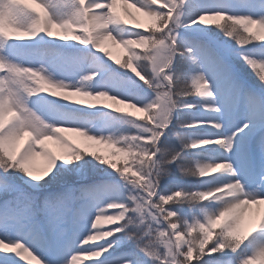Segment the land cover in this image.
<instances>
[{
    "label": "snow or ice",
    "instance_id": "1",
    "mask_svg": "<svg viewBox=\"0 0 264 264\" xmlns=\"http://www.w3.org/2000/svg\"><path fill=\"white\" fill-rule=\"evenodd\" d=\"M117 2L66 0L58 5L56 0H42L45 12H41L27 0H0V253H15L0 255V264H20L18 257L35 260L33 252L43 258L44 264H82L81 253L97 258L94 264H255L264 256V239L253 238L255 233L264 234V213L250 222L247 231L243 230V220L251 205L264 204V88L245 84L230 57L239 55L264 85V58H257L264 57V47H255L264 45V14H229L221 10L224 5H217V10L201 12L185 23L181 10L186 0H134L132 7L153 21L145 30L125 21L116 11ZM206 16L222 20L219 28L240 48L252 44L253 49L237 53L201 45L181 46L180 29L204 25ZM253 26H257L256 32ZM54 28L65 33L61 40L72 34V40L99 52H104L107 41L122 46L128 55L122 63L116 60L115 64L147 84L155 92V99L141 105L107 91L94 92L82 83L73 85L54 79L43 65L26 66L13 59L12 42L35 40L41 34L51 38ZM77 29L79 34H73ZM128 30L132 33L125 36ZM14 32H25L29 38L23 40ZM106 55L111 57L112 53ZM177 56L190 62L181 75L173 70ZM142 60L147 62L145 67L138 63ZM97 75L90 73L82 80L91 82ZM40 80L47 85L43 90ZM50 89H73L93 99L107 97L144 113L136 119L134 113H124L119 107L113 110L131 118L138 129L131 135L97 136L84 127L69 126L89 140L122 145L117 151L130 156L131 162L125 161L118 168L95 152L87 153L70 144L61 135L64 124L47 122L30 106L32 97ZM192 95L200 99L187 102L185 98ZM49 96L71 101L70 95L57 97L54 91ZM102 107L109 109L112 105ZM197 109L207 116L189 118L173 127L177 113ZM238 113H243V120L237 121L240 126L234 125L230 134L212 138L188 134V130L203 128L221 131L224 123L217 117H235ZM25 137L26 147L18 149L19 141ZM49 139L71 148L70 154L55 155L45 146ZM210 145L220 146L227 155L211 163L192 155L194 150ZM38 146L39 154L47 161L39 174L30 167ZM86 155L116 172L125 182L123 186H71L68 173L73 169L66 172L60 162L73 165ZM233 156L254 177V189L249 190L239 178ZM174 171L180 173L181 179L162 191V183L170 180ZM213 172L217 174L210 176ZM223 173L233 179L219 182ZM190 178L202 183L192 187L182 182ZM213 183L215 186L210 187ZM54 184L61 185V190L48 191ZM121 187L127 188L123 199ZM212 203L220 207H209ZM102 205L114 213L109 215ZM185 205L199 208L201 215L192 219L182 216L177 208ZM102 219L112 227H99ZM250 238V254L205 261L206 256L217 253L237 254ZM98 240L103 243L84 247Z\"/></svg>",
    "mask_w": 264,
    "mask_h": 264
},
{
    "label": "rangeland",
    "instance_id": "2",
    "mask_svg": "<svg viewBox=\"0 0 264 264\" xmlns=\"http://www.w3.org/2000/svg\"><path fill=\"white\" fill-rule=\"evenodd\" d=\"M41 2L42 0H27V3L32 7L38 8L41 12H45V8L41 7ZM133 2L134 0H127V2H125V0H118L116 11L129 25L139 24V26L145 30L150 28L153 25V21L151 18L145 16L142 12H138L136 8L132 7ZM56 3L58 5H63L66 3V0H56ZM217 5H224L225 7L221 10L227 11L229 14H252L256 16L264 14V0H186L184 8L181 10L183 12L181 18L185 23H189L191 19H195V17L201 12L217 10ZM129 13H131V15ZM50 14L51 9H48L47 15ZM203 23L204 25H193L191 27L180 29V45L189 47L193 45H201L218 52L235 50L237 53H248L254 47V45L250 44L246 46V48H240L234 38L227 37L225 32L219 28V24L223 23L222 20H218L212 16H206ZM252 31L256 32L257 26H253ZM131 33L132 30H128L125 32V36H128ZM13 34L21 37L23 40L29 38L28 34L25 32H14ZM73 34H79V30L77 29ZM63 36H65V33L62 29L54 28L53 37L51 38L41 34V36L37 37L35 40L12 42L13 48L11 50L15 53L13 59H17L26 66L40 67L43 65L47 69L48 74L54 79L63 80L73 85L82 83L86 89L94 92L107 91L112 95L121 96L124 99L132 100L141 105L155 99V92L149 88L147 84L139 80V78L131 71L115 64L116 60H120L122 63L128 55L127 50L122 46L107 41L103 45L104 52H99L92 46H84L72 40V34L68 35L67 40H61L60 38ZM62 41L64 43H62ZM256 42L259 43L260 41ZM255 47L260 48L264 47V45L256 44ZM107 52H111L112 56H107ZM257 58L264 57L258 56ZM230 62L235 66L238 76L245 84L253 88H264V85L259 83V80L248 65L239 59V55L230 57ZM138 63L142 67L147 65V62L143 60ZM189 64L190 62L186 57L177 56L175 58L173 70H175L178 75H181L189 67ZM90 73H98V75L91 82L83 81L82 77ZM148 74L151 75L150 71ZM190 83L191 81L189 79V85ZM45 87H47V85H45ZM52 91L56 92L57 97L70 95L71 101H64L49 96ZM185 99L187 102L196 103L200 98L192 95ZM77 100L82 101V105L70 103ZM29 103L30 106L35 108L47 122L56 125L64 124L65 126L63 127L65 130L61 135H63L73 146H78L87 153L95 152L104 159L116 163L118 168L123 165L125 161L131 162L132 158L130 156H126L117 151L122 145H113L108 142L89 140L79 132L72 131L69 126L84 127L91 134L97 136L112 135L119 137L121 135L136 134L138 129L134 127L132 122H130L131 118L115 113L113 110L116 107H119L124 113H134L135 115L133 118L138 119L144 115V113L138 111V109L131 108L127 104H117L107 97L93 99L92 97L76 93L73 89H50L48 93L32 97ZM91 104H95L97 107H85ZM104 104L112 105V108L107 109L102 107ZM206 116L207 114L203 113L200 109L191 112L185 111L183 113H177L176 119L173 121V127L177 123L189 118L202 119ZM217 119L222 120L224 123V128L221 131L212 128H203L199 130H188V134L192 135L194 138H212L218 135L230 134L234 131V125L240 126L237 124V121L243 120V113H238L235 117L225 115L224 117H217ZM27 140L28 137L20 140L17 148L22 149L23 147H26ZM44 143L47 149L57 156H67L71 152V148L62 145L60 142L53 139L46 140ZM194 151H196L195 154L199 159L204 160V163H211L220 159V153L223 149L219 148V150H213L212 152L203 148ZM232 159L236 162V167L240 171L239 178L246 182L249 190L254 189V177L246 173L235 156H233ZM60 163L63 164L66 172L68 169H73L68 175L71 179V186L76 188L97 186L102 183L109 184L105 181L96 182L99 178L98 176H103V174L116 176L120 181V186H123L125 183L116 172L90 155H86L81 161L73 165L64 164L63 162ZM46 164L47 161L45 157L39 154L38 146L37 155L33 157L30 167L35 173L39 174ZM216 174L217 173L213 172L209 175ZM53 175H55V173H53ZM49 179H51V177H49ZM229 179H233V177L228 176L227 173L220 174L219 176V182H226ZM21 182L24 183L23 180H21ZM171 182H173L172 179L165 181L164 186L166 183L169 184ZM83 183L90 184L83 186ZM209 186H215V183ZM25 187H27L26 183ZM61 188V185L54 184L47 190L59 191ZM162 191L166 190L162 189ZM126 193L127 188L121 187L120 198L123 199L126 196ZM101 207H103L109 215L113 214L115 211L113 209H108L106 205H102ZM209 207L217 209L220 206L212 203L209 204ZM191 209V214L182 213V215H185L184 217L188 219H192L191 217H194V215H201L199 208ZM261 213H264V204L251 205L244 214L243 230L247 231L250 222L253 219L258 218ZM99 227L107 229L112 227V225L102 219ZM11 234L15 236L16 232L13 231ZM257 237L264 239V234L259 232L255 233L253 238ZM253 238H250V240L241 247L237 254H232L230 252L227 254L217 253L211 257L206 256L205 261H222L228 256L235 257L241 254H250L252 251L251 243ZM5 243H7V241H5ZM93 243H103V241H90L89 244L84 245V247H89ZM4 254L15 255L14 252L0 253V255ZM32 256L35 257V260L31 257L27 260L18 257V259H21L20 264H44L43 258L37 253L33 252ZM81 256L82 264H94L97 259L95 257H90L85 253H81ZM255 264H264V262L257 260L255 261Z\"/></svg>",
    "mask_w": 264,
    "mask_h": 264
},
{
    "label": "trees",
    "instance_id": "3",
    "mask_svg": "<svg viewBox=\"0 0 264 264\" xmlns=\"http://www.w3.org/2000/svg\"><path fill=\"white\" fill-rule=\"evenodd\" d=\"M192 155H196L195 153H193ZM99 178L96 180V182H102V181H105V182H108L109 184L111 185H120V181L118 180V178L116 176H110V175H106V174H103L98 176ZM172 181H175V180H178V179H181L180 177V173L178 171H174L172 173ZM95 181V180H94ZM182 182L185 184V185H188V186H192V187H195V186H199L202 182L199 181V180H196L194 178H190V179H184L182 180ZM91 183V182H90ZM90 183H83L82 185L83 186H87L88 184ZM173 187V182L171 183H166V185L164 186V183H162V189L163 190H169ZM177 210L180 212V214L182 215V213H189L191 214V211L192 209L185 205L183 206L182 208H177ZM182 211V212H181ZM182 216H185V215H182ZM194 216H197V215H194ZM193 218V217H191Z\"/></svg>",
    "mask_w": 264,
    "mask_h": 264
},
{
    "label": "bare ground",
    "instance_id": "4",
    "mask_svg": "<svg viewBox=\"0 0 264 264\" xmlns=\"http://www.w3.org/2000/svg\"><path fill=\"white\" fill-rule=\"evenodd\" d=\"M62 43H64L63 41H62ZM219 148L221 149V147L220 146H218V145H210V146H208L206 149H208V150H210V151H212L213 152V150H219ZM221 152V151H220ZM221 155H220V159H222V158H224V156L226 155L223 151L220 153Z\"/></svg>",
    "mask_w": 264,
    "mask_h": 264
},
{
    "label": "clouds",
    "instance_id": "5",
    "mask_svg": "<svg viewBox=\"0 0 264 264\" xmlns=\"http://www.w3.org/2000/svg\"><path fill=\"white\" fill-rule=\"evenodd\" d=\"M38 83H39V85H40V89L43 90L44 87H45V81L40 80ZM258 260L261 261V262H264V256H262V257L259 258Z\"/></svg>",
    "mask_w": 264,
    "mask_h": 264
}]
</instances>
